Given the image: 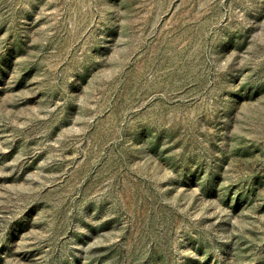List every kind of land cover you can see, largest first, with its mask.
Listing matches in <instances>:
<instances>
[{
	"label": "rangeland",
	"instance_id": "374dc122",
	"mask_svg": "<svg viewBox=\"0 0 264 264\" xmlns=\"http://www.w3.org/2000/svg\"><path fill=\"white\" fill-rule=\"evenodd\" d=\"M0 264H264V0H0Z\"/></svg>",
	"mask_w": 264,
	"mask_h": 264
}]
</instances>
